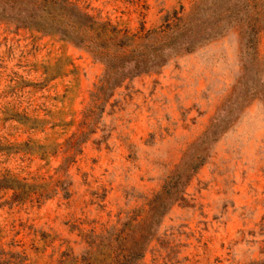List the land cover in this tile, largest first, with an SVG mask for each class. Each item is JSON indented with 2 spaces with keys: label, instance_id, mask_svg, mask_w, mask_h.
Listing matches in <instances>:
<instances>
[{
  "label": "rangeland",
  "instance_id": "rangeland-1",
  "mask_svg": "<svg viewBox=\"0 0 264 264\" xmlns=\"http://www.w3.org/2000/svg\"><path fill=\"white\" fill-rule=\"evenodd\" d=\"M76 1L132 32L195 2L219 9L214 0ZM215 1L225 16L253 19L251 30L226 22L103 101V65L86 48L0 20V178L32 184L19 200L0 188V248L34 264L79 255L92 233L139 221L175 166L205 153L134 264L264 261V0ZM209 126L215 136L203 137Z\"/></svg>",
  "mask_w": 264,
  "mask_h": 264
},
{
  "label": "trees",
  "instance_id": "trees-1",
  "mask_svg": "<svg viewBox=\"0 0 264 264\" xmlns=\"http://www.w3.org/2000/svg\"><path fill=\"white\" fill-rule=\"evenodd\" d=\"M215 3L214 0L212 5L219 9L207 14L202 11L203 1L193 3L191 12L185 16L182 8L173 9L163 16L158 26L149 29L141 26L133 32L92 14L76 0H0V20L55 34L86 48L103 65L95 86V95L103 101L125 79L153 71L172 55L190 52L219 35L226 22L251 30L253 19L225 16L227 9L223 11L220 4L215 6ZM215 130L212 126L207 127L203 137L215 136ZM205 157V153H198L189 163L175 166L161 188L144 203V213L139 221L132 219L130 227L124 229L112 227L107 236L92 233L84 252L79 255L64 252L51 264H134L143 255L153 236V228L169 207L183 198L187 181ZM31 186V183L6 174L0 178V188L12 190L15 200ZM0 264L34 263L19 252L0 248Z\"/></svg>",
  "mask_w": 264,
  "mask_h": 264
}]
</instances>
